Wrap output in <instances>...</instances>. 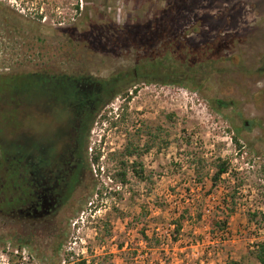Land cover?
Wrapping results in <instances>:
<instances>
[{"label": "rangeland", "instance_id": "1", "mask_svg": "<svg viewBox=\"0 0 264 264\" xmlns=\"http://www.w3.org/2000/svg\"><path fill=\"white\" fill-rule=\"evenodd\" d=\"M164 10L168 16L161 21ZM101 20L112 24V35L113 25H147L141 44L154 40L147 53L175 41L187 67L194 57L207 65L194 73L190 64L179 72V84L158 77L135 82L137 93L129 92L122 119L114 112L123 99H113L102 112L107 118L97 116L89 133L80 199L43 226L18 222L0 191V264H12L4 251L17 253L26 239L36 249L24 248L21 264H263L253 253L264 243V79L245 72L264 67V0H0V75L82 72L106 78L132 67L142 52L114 53L119 41L110 35L99 45L112 53L100 54L86 40ZM20 83L15 91L0 87V144L12 139L14 112L28 121L30 105L45 91L42 85L29 88L28 80ZM129 143L151 149L140 158L146 179L129 172L123 185L114 174ZM96 150L100 169L88 158ZM219 159L230 161L233 174L214 188ZM4 174L0 169V189ZM230 207L227 233L212 234L210 218H224ZM180 214L185 221L174 242ZM54 226H67L55 259L47 257Z\"/></svg>", "mask_w": 264, "mask_h": 264}, {"label": "trees", "instance_id": "2", "mask_svg": "<svg viewBox=\"0 0 264 264\" xmlns=\"http://www.w3.org/2000/svg\"><path fill=\"white\" fill-rule=\"evenodd\" d=\"M176 1L177 0H172V2ZM178 1L183 2L187 0ZM167 16L168 12L164 10L158 18H160L162 21ZM155 21L156 22H153L150 27L147 25L143 26V24L140 25L139 23L125 24L120 26L113 25L114 35L110 34L111 32L109 31V28L112 26L110 22L102 20L95 21V25L92 27V30L85 34L86 40H88L89 42H93L94 49L97 50L100 54H102L101 51H108V54L112 53L111 48H103L99 45V42H101L102 39H109L110 35L115 37L116 40L119 41V43H117L113 47L114 53L118 52L119 50H128L129 52L132 50L133 53L142 52L143 55H141V57H138L136 63L130 68L120 70L106 78L95 77L82 72L77 74L72 72L51 73L52 75H47L48 73H43L45 71H36L27 73L25 75H0V87L14 89L15 91L21 86L20 80H28L27 85L29 88H35L36 86L42 85L41 87L44 88L42 90L45 91H43V93H41L38 97H35L36 101L40 103V101H43L45 99L46 101L51 103L52 106H62L60 112L67 116L65 122L69 124H65V126L69 131L72 125L76 123V120L79 118V116H82L84 118V124H87L89 122L88 126L85 129V135L82 141V151L84 155H86L88 153L89 147V142L87 140L89 138V133L96 117L100 116L104 119L107 118V115L102 113L103 109L108 106L113 99L121 97L123 99V102L117 109V111L114 112V116L121 115V119L124 118V111L127 110L128 103L132 99V94L130 95L129 92L137 93V88L133 89V87H135V82H150L153 77H158L160 78V82L162 83L179 84L182 83V80L178 79L179 72L183 74L182 70L190 68V64L193 65L194 73H199L200 68L207 65V59L204 58V60H202L201 58L194 57V61H190L191 63L187 67V65L184 64L181 60L183 51L179 49V47H177L175 41H170L168 44H164V46L159 47L156 52L153 51L151 54L147 53L150 49V46L154 43V40L152 39L144 45L141 44V39H143L142 37L146 36L147 30L144 29L145 27L154 29L155 23H158V21L160 22L159 19ZM129 42L133 45L132 48L129 47ZM73 47L75 49L77 48L75 46ZM175 60L179 62L177 65L174 64ZM162 70L165 71L162 72ZM205 72L203 73L205 74ZM185 74L187 75V72H185ZM196 87L201 88L202 84L196 85ZM11 94H13V98H15L16 100L14 92ZM18 119V114L14 112L13 132L10 134L12 136V139H6L5 137V139H3L4 142L0 144V147L3 151V156L0 158V169H3L5 173V179L3 183L4 185L3 188L0 189V191L4 192L5 195L7 194L6 196L8 197V199H11H9L8 203L5 204L10 207L12 206V208L14 206L13 203L15 198V185L17 183L16 169L18 166L15 152V136L17 132ZM117 123L118 119L112 122L114 126H116ZM4 135L8 136L7 133ZM234 139L237 142V138L235 137ZM144 147H140L139 145H135L133 143H129L128 145H126L122 153L123 158L119 162V169L114 174V178L118 180V182L122 183L123 185L128 184L129 172H132L133 175L139 180L146 179L145 170L140 158L144 153H147L151 149V145L145 143ZM20 150V155L26 154L24 147ZM101 156V152L96 150L93 154L90 155V157H88L89 159H91V164L97 165L98 169H100ZM21 167L25 168V165H21ZM215 168L216 170L212 176V187L214 188L218 186V183L225 175H230L232 173L231 163L229 160L219 159L215 165ZM23 174L25 175L26 173ZM23 183L24 181L21 184ZM98 193L102 195V191H98ZM230 198L231 200H234L235 197L233 194H231ZM79 199L80 198H78L77 200ZM235 205L236 204H233V207ZM233 207L229 208V213H223L224 218L222 219L218 215H214L210 218L212 234L215 235L216 232H219L221 234L227 233L229 219L231 217V214L234 213ZM78 209L79 207H75L72 212L75 213ZM71 216V214L63 216L62 221H65V219L67 218L66 224H68V220ZM200 218L201 214L198 215V219ZM184 221L185 216L180 214L178 219L174 222L175 231L172 235L174 242L178 241V238L183 229ZM67 226H65V228ZM65 228L61 229L58 226H54V229L57 232L53 235L54 239L51 244L52 255L47 256L48 258L53 257L55 259L56 256L58 257L60 249L66 240L67 233ZM145 232L146 231L142 230L141 234L147 241L150 238L148 237V235H146ZM33 242L34 241L30 239H26L19 246L20 250L17 253H7V251H4L8 255L7 262H11L12 264L25 263L23 261L24 255L22 251L24 248L36 249V247L32 245ZM155 244L160 243L158 240H155ZM253 254L260 263L264 264V243H260L257 247V251ZM43 259H46L45 255L43 256ZM59 262L55 264H60ZM80 264H86V261L83 260L80 262Z\"/></svg>", "mask_w": 264, "mask_h": 264}, {"label": "flooded vegetation", "instance_id": "3", "mask_svg": "<svg viewBox=\"0 0 264 264\" xmlns=\"http://www.w3.org/2000/svg\"><path fill=\"white\" fill-rule=\"evenodd\" d=\"M256 71L245 73L264 79V67ZM30 106L28 121L21 116L17 123L13 214L18 222L37 228L56 218L66 204L78 201L76 193L85 174L82 141L89 122L84 124L79 116L69 131L67 116L60 112L62 106H52L45 99L40 103L35 99ZM23 147L26 154L20 155Z\"/></svg>", "mask_w": 264, "mask_h": 264}, {"label": "built area", "instance_id": "4", "mask_svg": "<svg viewBox=\"0 0 264 264\" xmlns=\"http://www.w3.org/2000/svg\"><path fill=\"white\" fill-rule=\"evenodd\" d=\"M3 256V255H2Z\"/></svg>", "mask_w": 264, "mask_h": 264}]
</instances>
